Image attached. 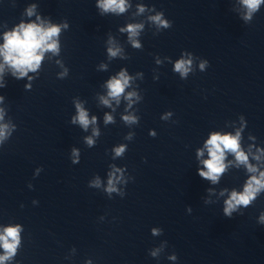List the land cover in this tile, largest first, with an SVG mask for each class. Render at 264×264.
Returning <instances> with one entry per match:
<instances>
[{"label": "clouds", "instance_id": "obj_1", "mask_svg": "<svg viewBox=\"0 0 264 264\" xmlns=\"http://www.w3.org/2000/svg\"><path fill=\"white\" fill-rule=\"evenodd\" d=\"M264 3V0H242V4L247 8V13L244 16L245 20H250L252 13L257 11L260 4ZM105 12H124L127 4L126 0H100L98 5ZM141 12L144 11L143 7L139 9ZM27 14L31 16L33 9H28ZM39 19V18H38ZM155 23L168 27V22L161 18V14H157L151 17ZM142 25H129L127 31L129 38L132 39L138 34V30ZM60 27L56 25L44 26L43 22L37 23H21L13 31L5 33L4 44L0 46V56L3 57L4 64L8 65L13 69V75H17V78H22L27 75L29 71H36L43 55L46 51L57 52L58 44L54 39L58 36ZM132 43L135 47H139V44L133 39ZM109 54L116 56L119 49L109 48ZM4 64H0V73L3 72ZM191 60L181 59L175 64V71L179 72L182 76H186L191 70ZM201 69L205 67V63H201ZM130 77L121 71L118 77H113L107 83L108 97L115 99L119 102L121 94L124 93L125 88L129 84ZM135 93H128L127 99L131 101L132 96ZM3 97H0L2 100ZM105 105L109 104V100L101 98ZM78 115L73 118V123L78 122L85 130L88 128L90 123H95V117L90 121L88 113L81 107L79 103L76 105ZM125 121L135 122V117L125 116ZM0 120H3V109H0ZM106 122H111L112 117H105ZM8 132L7 124H0V141L6 137ZM97 134L94 130V135ZM240 132L237 131L233 136L231 134L221 135L220 133H213L205 143V148L208 153V159L202 160V164L206 170H199V175L212 183H217L221 174L225 171L226 165L224 163L226 153H232L235 155V159L238 164H244L249 172H257V168L248 163V155L245 154L240 148ZM87 143L91 145L93 143L91 138L87 139ZM124 147H118L115 149L116 155L119 156L124 152ZM75 154V153H74ZM203 150L198 151V156H203ZM259 159V156L256 157ZM116 171H119L118 169ZM118 178L114 177V174H110L108 181L107 191L109 193L117 191L114 180ZM96 185H99L97 180ZM264 189V172H260L259 176H252L244 186L243 192H231L229 198L225 201L224 215L231 216L232 213L238 208V206L247 207L257 196V194ZM223 194V193H221ZM261 221L264 222V216H261ZM20 231L19 225L15 227H7L3 229V233L0 234V247L5 250L4 255H0V264H3L5 260L14 256L16 248L20 243ZM153 234H157V230H153ZM157 253H152L155 256ZM175 259V257H171Z\"/></svg>", "mask_w": 264, "mask_h": 264}]
</instances>
